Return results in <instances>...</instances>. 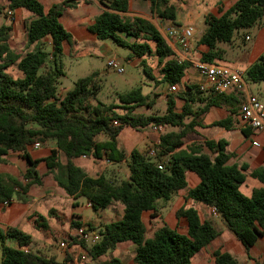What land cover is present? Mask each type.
Instances as JSON below:
<instances>
[{
    "label": "trees",
    "instance_id": "obj_1",
    "mask_svg": "<svg viewBox=\"0 0 264 264\" xmlns=\"http://www.w3.org/2000/svg\"><path fill=\"white\" fill-rule=\"evenodd\" d=\"M9 10L24 9L32 15L26 26V44L35 45L31 51L17 55L9 47V25L0 26V159L9 151H17L29 167L20 179L0 174V203L25 200V193L31 185H40L36 167L44 163L56 184L64 193L78 199L83 197L94 211L106 209L113 203L123 206L120 218L104 223L95 229L90 224L83 226L72 221L75 228L95 230L99 239L88 244L78 236L70 234L65 244V255L58 260L54 255L46 256L30 248V236L15 227L0 230V264H75L73 246L79 247L88 260L87 264L105 256L117 244L130 242L134 246L133 264H191L196 257L207 258L211 264H240L230 253L216 249L207 253L206 247L219 235V230L209 221H202L194 207L180 208L177 219H184L186 234L163 224L150 236L142 221V214L155 215L158 208L166 206L177 191L187 186L186 173H195L198 184L187 190L186 198L196 204L213 208L225 226L246 248L253 245L264 232V168L248 171V166L228 165L232 155L227 151L224 140H207L204 153L195 144L181 147L195 132L199 115L211 106L225 105L229 115L214 121L211 126L228 128L236 115V106L241 94H216L202 91L195 86H186L187 91L167 95L163 114H140L138 107L150 108L153 99L142 94L140 88L117 94L120 106L92 104L100 90L98 73L78 78L73 87L63 96L58 95L57 85L63 75L62 42L71 38L59 22L61 6L54 5L47 11L39 0H6ZM150 11L159 18L175 21V8L168 0H148ZM104 6L88 29L99 40H113L117 45L130 51L127 60L141 59L143 71L153 78L146 68L145 58L152 56L159 67V81L168 85H179L190 63L178 61L175 51L166 42L157 27L148 19L126 17L128 0H99ZM2 9L0 7V14ZM264 22V0H235L228 8L219 9L217 15L204 18L206 27L197 45L204 46L200 61L222 63L224 49L219 43L232 40L237 29H247ZM122 34L132 39L127 42ZM49 39L50 51L42 47L43 40ZM16 62L22 73L13 78L5 69ZM244 77L252 81H264V56L244 70ZM175 97L184 103L180 111L175 110ZM195 102L201 106L194 108ZM123 108L117 113L115 108ZM116 122L117 124H114ZM155 127L162 130L154 147L155 157L133 149L126 154L117 145V136L123 128L143 132ZM241 132L248 136L249 127L242 126ZM47 140L55 142L48 156L32 159L27 149L34 142L42 144ZM61 155L66 161L62 163ZM87 157L112 163L125 162L128 176L116 182L101 173L89 176L73 159ZM161 165V168H158ZM249 174L262 183L250 196L239 191V185ZM34 226L44 236L53 237L47 220L42 215L34 218ZM74 228V229H75ZM6 240L16 244L8 245ZM27 248V251L24 249ZM77 257V258H78ZM99 264H124L118 258H111Z\"/></svg>",
    "mask_w": 264,
    "mask_h": 264
},
{
    "label": "crops",
    "instance_id": "obj_2",
    "mask_svg": "<svg viewBox=\"0 0 264 264\" xmlns=\"http://www.w3.org/2000/svg\"><path fill=\"white\" fill-rule=\"evenodd\" d=\"M39 1L43 5L45 11H47L50 7L54 5L61 6L62 8L58 20L71 36L69 40H65L62 42V61L64 56L72 57L75 60V62H77V66H79L82 65V62H80L81 58L86 55L104 56L112 52V48L107 43V40L97 39L96 35L88 29V27L93 24L95 18L104 9V6L99 2V0H80V1L79 0H39ZM234 1L235 0H213V3H211L208 10L210 12L204 14V18L208 14L217 15L218 10L220 8L226 9ZM79 2L88 5V6H84L83 9H81L82 15H80L79 17H74L71 14L69 15V11H71L73 8L72 6H76ZM91 2L94 3L93 6L90 5ZM104 2H107V0H104ZM168 4L172 5L170 4L169 0H168ZM149 8H150V3L148 0H141V2L139 0V3H137L135 6H133L131 0H128V7H127V11L124 13V16L126 17L139 16L146 18L144 15L154 14L149 10ZM13 13L15 15V19H17L15 23L17 24V26L20 25V22L22 23V25H24L25 35H26V26L29 23V21L33 18L32 15L29 12L25 11L24 9H20V8L13 10ZM64 16L65 19L62 20ZM168 21L169 20H165L166 22L165 26L176 25L173 22L168 23ZM254 27H257L256 34L252 38V43L250 44V46L245 51L241 49L235 55L237 62L239 64H244L245 66L242 68L243 70L238 66L235 65L233 66L241 69L243 72L247 66L255 62L261 55H264V22ZM204 29L205 27L203 28V30L201 31L198 37L192 38L190 43L191 45L190 51L187 53L180 51L177 45L172 46L170 44V42L172 41L167 37H165L163 33L160 31L166 42L175 51L176 55L177 56L180 55L184 60L188 61L190 65L188 66V68H186L181 83L179 85H176V90L178 91L176 94L174 92L168 91V84L160 83L159 87L156 88V93H159V98H158L159 102H156V104L158 103L160 105L163 103V101H165L166 103L168 94L177 95L179 93L186 92L188 89L186 88L187 85L188 86L196 85L198 87L200 84L204 83L203 78L199 75V73L194 67V62L200 59L201 52L205 50L204 46L197 45L198 38L200 37ZM119 36L124 40H126L127 42H129L128 41L129 37H126L122 34H119ZM33 46L35 45L33 44ZM85 47H93L94 49L97 50L96 54H93L91 52H86ZM129 61H131L132 65H138L142 67L140 58H134ZM117 63L120 65L118 61ZM9 66L14 67L13 75L7 72V70L5 69V71L9 75H11L13 78L22 77V73L21 71L18 70L16 62L11 63L10 65H8V67ZM86 71L88 73L87 75H90L92 73L99 74L98 70L95 69L94 61L92 60L88 62V67H86ZM149 80L153 82V80L151 79ZM68 90L70 89L62 88L60 92L58 91V95L63 96ZM207 92L208 90H203L201 96L202 97L205 96ZM227 94H232V91H228ZM242 100H243V96L241 95L240 101L234 104V106H236V115L233 116L231 124L228 128L211 126V124L214 121L224 119L229 115L227 107L225 105L209 107L204 114L199 115L197 119L199 124L194 127L195 132H193L191 136H189V138H187L184 141V144L181 148L185 149L186 145L195 144L197 146L199 145L200 149L204 153H209V150L205 147V141L224 140L227 142V146H226L227 151L232 154L226 162L228 165L241 166L243 164H246L248 166V171L259 167L264 168V148L255 147L251 145V141L254 139L259 141L261 144H264V136L252 134L251 132L248 136H245L241 132L242 125L237 117V109L240 103L242 102ZM183 103L184 101L181 98L175 97V110L180 111ZM152 106L150 108H152ZM199 106H201V103L195 102L193 104V107L195 109L198 108ZM155 136H156V140H153L154 142L152 143L153 146L151 148L155 147L158 140L159 132H153L152 130L136 132L129 128H123L119 133V135L117 136V145L126 154H129L130 151L133 149H138L139 151H142L141 147H143L146 144V142H148L151 138L152 139L155 138ZM53 148H55V142L53 140H47L43 142L38 148H33L29 146L27 152L32 159H39L48 156L51 152V149ZM90 159L91 158L80 157L73 159V162L77 166L83 168L86 174L89 176H97L101 174L105 169V167L109 170V173L103 172V174H105L106 177L112 179L115 178L125 179L128 176V169L125 162L112 163L105 160L91 159V161L94 162L91 163ZM61 161L62 163L66 161L64 155H61ZM98 162L101 165L103 164V169L97 174V172H95V169H93V166H96ZM28 167H29L28 162L25 159H23L17 151H9L5 156L1 157L0 159V174L8 175L15 179H20L21 175L26 171ZM36 171L38 176L40 177L41 184L31 185L24 195L25 200L16 199L10 201L9 203H0V230L2 232H4L7 229V227H15L23 231L24 233L28 234L31 239L30 242H32V234L35 232L42 234V236L46 239L51 238L44 236V234L40 230L35 228L34 218L37 215H42L46 218L47 223L53 232L55 230L61 232L67 229L65 226L62 228V226L54 225L58 222L59 218L63 217L64 215H66L68 219L70 217H75L77 220H80V222L82 221V223L88 222V221H84L80 216L79 212L75 210L78 207L77 205L78 199H73L71 197L72 205L70 207L69 214H66L64 212L63 207L57 206L58 203L57 200L59 199L62 200L67 195L56 184L52 174L47 172V169L43 162L37 165ZM123 173L124 176L122 175ZM186 178H187L186 188L177 191L176 194L170 200L168 205L162 208H158L154 216H152L149 211L144 212L142 214V221L145 224L146 230L151 228L153 232L159 226L165 224L168 227L175 229L177 232L181 234H186L187 226L185 220L182 218L177 219L175 213L180 208L194 207L197 210L198 215L202 221L211 222L220 232L219 235L216 237V239H214L210 244L207 245L206 247L207 253L210 254L216 249H221L234 256L239 261L240 264H250L256 259H259V264H264V257H263L264 232L261 236H258L257 240L253 245L246 248L240 241L237 240L234 234L225 226L224 221L222 220L221 216L218 213L216 212L214 213L212 211V208L205 207L201 204H196L192 200L186 198L187 190L195 187L199 182L197 175L189 171L186 173ZM261 186L262 183L259 180L247 174L244 182H242L239 185V191L244 196H250L255 189H259ZM85 202H86V207L91 208L90 206H87L86 199ZM113 206H118L121 215L123 206L119 203H113L107 208L109 209ZM101 211L104 212L103 210H100V212ZM98 215L102 217L101 214ZM50 218L55 219L54 224L50 223ZM119 218L120 216H118V218H116L115 220ZM6 243L8 245L16 246L15 243L8 240H6ZM123 245L134 250V246L130 242L119 243L112 250V252H114L112 258H118L122 261V263L128 264L125 263L122 260V258H120L115 252L121 250V247ZM30 247H31V243H30ZM70 250L77 251V255H79L80 253L83 254L82 250L79 247L77 248L73 246ZM133 256H134V252L131 256V260ZM94 261H98V259ZM191 264H211V261L207 258H203L199 256L194 258Z\"/></svg>",
    "mask_w": 264,
    "mask_h": 264
},
{
    "label": "rangeland",
    "instance_id": "obj_3",
    "mask_svg": "<svg viewBox=\"0 0 264 264\" xmlns=\"http://www.w3.org/2000/svg\"><path fill=\"white\" fill-rule=\"evenodd\" d=\"M131 1L133 6L139 3V0H131ZM169 2L175 8V21L173 23L180 26L194 27L195 30L193 32V38L198 37L201 31L203 30V28L206 27V24L204 23L203 20L204 14L210 12L208 10L211 3H213V0H169ZM90 5L93 6L94 3L91 2ZM84 6H88V5L79 2L76 6H72L73 8L71 11H69V15L71 14L74 17H79L80 15H82L81 9H83ZM0 7L2 9V13L0 14V26L9 25L11 27V31L9 34L10 35L9 45L12 51H14L17 55H21L29 50H33L35 46L33 45L28 46L26 44L24 25H22V23L20 22V25L17 26V24L15 23L17 19L13 21L9 19L7 15V10H9V8L7 7V1L0 0ZM144 16L146 17V19L150 20L157 27L159 31L164 30L163 27L166 24L165 22L166 19L159 18L154 14H147ZM127 17L131 18V16H127ZM64 19L65 16L62 18V20ZM169 22L172 23V21H168V23ZM256 28L257 27H252L247 29H242V28L237 29L234 32V35L230 42L219 43V47L224 49L225 52L223 54V60H222L223 64H227L230 66L235 65L241 69L245 66L244 64H239L237 62L235 55L241 49L245 51L250 46V44L252 43V38L256 34ZM128 41L131 42L132 39L129 38ZM107 43L112 48L111 53L104 56L86 55L81 58L80 62H82V65L79 66H77V62H75V60L72 57L64 56L63 68H62L64 75L59 78V83L57 85L58 91L60 92L62 88L71 89L73 87L74 81H76L78 78L87 76L88 73L86 71V67H88V62L92 60L94 61L95 69L98 70L99 72L98 80L100 84V90L96 95L95 99H92V104L96 105L98 102H100L104 105H116L121 107V104L117 99V94L125 93L135 88H140L142 94L150 95V98L153 99L154 102L152 108L148 109L147 107L142 106L136 108L135 112L145 115L163 114L166 108L165 101H163V103L160 105L158 103L156 104V102H159L158 99L159 93H156V88L159 87L161 83L159 81L160 78L159 67L157 65L156 59L152 56H147L145 58L146 68L149 69L153 77L152 79L147 76V74L143 71V68L141 66L132 65L131 61L126 59L130 53L127 47L117 45L113 40H107ZM42 47L46 51H50V44L48 38H45L43 40ZM85 51L96 54L97 50L94 49L93 47H85ZM109 59H116L123 67V72L118 73L116 72L115 69L107 66V61ZM6 70L12 75L14 74L13 66H9L8 68H6ZM149 79L153 80V82H151ZM245 81L248 89L252 92V94L255 95L260 100V102L264 104V81H252L247 78H245ZM177 92L178 91L176 90L174 93L176 94ZM120 107L115 108V111L117 113H122L124 111V109ZM170 129H171L170 127H165L162 130H154L153 128L149 130L160 133L161 131L170 130ZM153 140H156V136L153 139L151 138L148 142H146V144L143 147H141L143 152H146L147 148L149 147L151 148L153 146L152 145V143L154 142ZM91 163L94 162L91 161ZM93 169H95V172H97L98 174L103 169V164L101 165L98 162L96 166H93ZM103 172L109 173V170L105 167ZM122 175L124 176V173ZM113 180L119 182L122 179L115 178ZM57 202H58L57 206L63 207L64 212L66 214H69V210L72 205L71 204L72 198L69 196H65L62 200L60 199L57 200ZM77 205L78 207L75 210L79 212L80 216L84 221H88L84 223H82L81 221V224L85 226L87 224H90L95 229L101 228V226L104 223L114 221L116 218H118V216H120V209L118 208V206H113L109 209L108 208L103 209L104 212L102 211L100 212V210L96 212L92 208L86 207V202L83 197L78 198ZM159 208L162 207L160 206ZM98 214H101L102 217H100ZM54 220L55 219L50 218V223L54 224ZM72 221H80V220H77L75 217H70L68 219L66 215L60 217L58 222L54 225L62 226V228L65 226L67 229L61 232L55 230L53 237L49 239L44 238L42 234L38 232L33 233L30 248L33 251H36L40 254H44L46 256L54 255L58 260H61L62 257L65 255V247H62L60 243L65 238L68 239L69 235L73 233L75 227L73 226ZM151 232H152L151 228L148 229L146 236H150ZM115 252L120 258H122V260L125 263L132 264L131 256L134 252L133 249L123 245L121 247V250ZM113 253L114 252H112L111 250L105 256L98 259V261H92L90 259L87 264L102 263L105 260L111 259ZM74 254H75L76 264H81L80 258L77 256V251H74ZM0 262H1V248H0Z\"/></svg>",
    "mask_w": 264,
    "mask_h": 264
},
{
    "label": "built area",
    "instance_id": "obj_4",
    "mask_svg": "<svg viewBox=\"0 0 264 264\" xmlns=\"http://www.w3.org/2000/svg\"><path fill=\"white\" fill-rule=\"evenodd\" d=\"M7 15L10 20H15V15L12 10H7ZM163 28L164 30L161 32L172 41L170 42L172 46L177 45L179 50L184 53L190 51V43L195 30L194 27L167 25ZM177 60L183 61L184 59L179 55L177 56ZM107 66L115 69L118 73L123 72V68L115 59L108 60ZM194 67L204 80V83L198 86L200 91L208 90L216 94H222L228 91L240 93L243 96V100L237 109V117L241 125L249 127L252 134L264 136V104L249 91L244 78V72L241 69L227 64L202 62L199 59L194 62ZM168 91L175 92L176 85H168ZM114 124L117 123L114 122ZM153 129L156 130L155 127ZM40 145L39 142H34L31 147L38 148ZM251 145L264 148V144H261L255 139L251 141ZM155 154L154 148L147 149L148 156L155 157ZM158 168H161V165H158ZM87 206L91 207L89 202H87ZM212 211L214 213L216 212L213 208ZM72 234L78 236L88 244H94L99 239V235L95 230H90L85 227L75 228ZM60 245L65 247L63 242ZM24 250L27 251V248ZM81 260H88L86 254L83 253L81 255ZM250 264H259V259L254 260Z\"/></svg>",
    "mask_w": 264,
    "mask_h": 264
}]
</instances>
